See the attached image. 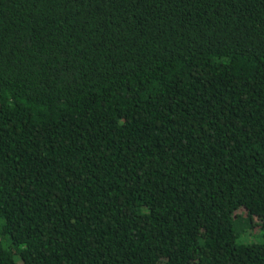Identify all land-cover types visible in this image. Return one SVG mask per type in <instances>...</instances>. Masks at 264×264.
<instances>
[{"label":"trees","instance_id":"obj_1","mask_svg":"<svg viewBox=\"0 0 264 264\" xmlns=\"http://www.w3.org/2000/svg\"><path fill=\"white\" fill-rule=\"evenodd\" d=\"M0 264H264V0H0Z\"/></svg>","mask_w":264,"mask_h":264},{"label":"rangeland","instance_id":"obj_2","mask_svg":"<svg viewBox=\"0 0 264 264\" xmlns=\"http://www.w3.org/2000/svg\"><path fill=\"white\" fill-rule=\"evenodd\" d=\"M239 211H242V209H239ZM252 223L254 224V227L252 229L249 230L246 229L242 232V234H240L239 236V241L240 242H246V241H249V242H258V241H261L263 239V232L261 229L258 228V220L253 218V221Z\"/></svg>","mask_w":264,"mask_h":264}]
</instances>
